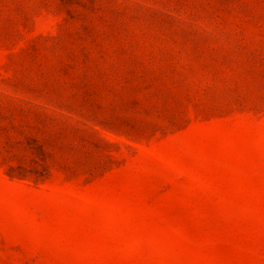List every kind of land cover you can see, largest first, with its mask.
I'll return each instance as SVG.
<instances>
[{
  "label": "rangeland",
  "instance_id": "1",
  "mask_svg": "<svg viewBox=\"0 0 264 264\" xmlns=\"http://www.w3.org/2000/svg\"><path fill=\"white\" fill-rule=\"evenodd\" d=\"M0 264H264V0H0Z\"/></svg>",
  "mask_w": 264,
  "mask_h": 264
}]
</instances>
